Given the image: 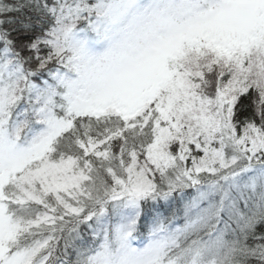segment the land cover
<instances>
[{
  "label": "snow or ice",
  "instance_id": "obj_1",
  "mask_svg": "<svg viewBox=\"0 0 264 264\" xmlns=\"http://www.w3.org/2000/svg\"><path fill=\"white\" fill-rule=\"evenodd\" d=\"M0 264H264V0H0Z\"/></svg>",
  "mask_w": 264,
  "mask_h": 264
}]
</instances>
